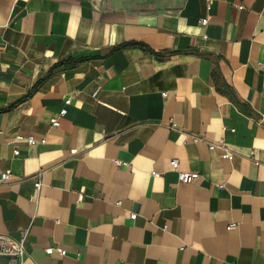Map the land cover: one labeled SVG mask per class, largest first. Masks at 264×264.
<instances>
[{
	"label": "crops",
	"instance_id": "obj_1",
	"mask_svg": "<svg viewBox=\"0 0 264 264\" xmlns=\"http://www.w3.org/2000/svg\"><path fill=\"white\" fill-rule=\"evenodd\" d=\"M5 171L0 264H264V0H0Z\"/></svg>",
	"mask_w": 264,
	"mask_h": 264
},
{
	"label": "built area",
	"instance_id": "obj_2",
	"mask_svg": "<svg viewBox=\"0 0 264 264\" xmlns=\"http://www.w3.org/2000/svg\"><path fill=\"white\" fill-rule=\"evenodd\" d=\"M207 20H208V16L201 18V22H203V23H206ZM93 95H95V94H93ZM162 95L165 96L166 93L163 92ZM69 102H70V99L67 98L65 100V105L69 104ZM66 112H67V109H66V107H64L61 109L60 115H64V114H66ZM51 124L53 126H57L59 124V121L56 118H54V119H52ZM21 139H25L28 144H31L35 141L32 136L23 137L19 134H16L12 138V140L10 141L13 144V155L14 156H18L20 154V151H19L16 144H17V141L21 140ZM192 139L194 141H199L201 138L198 136H193ZM40 141L44 142V139H42ZM207 145H208V148L210 150L215 149V148H220L222 150L221 157H223V158H231L232 157V152L227 147L224 139H219V140L214 141V142L209 141V142H207ZM115 163L117 165L126 164V162H122L121 160H115ZM170 165H171V168L177 172V179L181 183H191L200 177L198 172L179 170V162L176 158H173L170 160ZM152 173L155 176L159 175L158 172H152ZM0 179L2 181L9 180L10 179V173L8 171L1 172L0 173ZM38 184L39 183H37V186H38ZM135 216H136V214H134V213H132L130 215L131 218H135ZM233 226H234L233 223L229 224L228 228L233 227ZM163 227H165V226H163ZM24 252H25V239H24V237H21L19 240H10V239H7V238L0 235V253H4V254H8V255L17 257V256H22L24 254Z\"/></svg>",
	"mask_w": 264,
	"mask_h": 264
}]
</instances>
